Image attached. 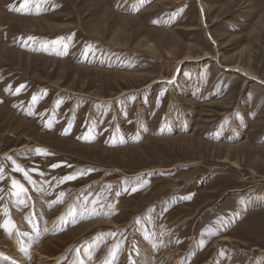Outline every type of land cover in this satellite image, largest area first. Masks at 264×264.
Listing matches in <instances>:
<instances>
[{
    "label": "rangeland",
    "instance_id": "obj_1",
    "mask_svg": "<svg viewBox=\"0 0 264 264\" xmlns=\"http://www.w3.org/2000/svg\"><path fill=\"white\" fill-rule=\"evenodd\" d=\"M0 264H264V0H0Z\"/></svg>",
    "mask_w": 264,
    "mask_h": 264
},
{
    "label": "bare ground",
    "instance_id": "obj_2",
    "mask_svg": "<svg viewBox=\"0 0 264 264\" xmlns=\"http://www.w3.org/2000/svg\"><path fill=\"white\" fill-rule=\"evenodd\" d=\"M200 1V0H199ZM200 7V11L202 12L203 11V8H202V6H199ZM210 56L208 55V54H205V55H203V57H200V58H198V57H196V58H194L193 59V57H191L190 55H186V56H184L182 59H179V60H177V65H180V64H183V63H186V62H190V61H197V60H200V59H203V58H209ZM214 60V59H213ZM229 68V67H228ZM239 69V67H237V66H232V67H230L228 70H233V71H236V70H238ZM243 73H245L246 74V76H248V77H253L251 74H249V73H247L246 71H244ZM246 78V77H245ZM249 79V78H248ZM161 81V79H158V80H156V81H154V82H151L150 84H148L146 87H149V86H151L152 84H154V83H156V82H160ZM223 241H228L226 238H224V239H222ZM42 258L43 259H45V260H47V261H55V260H57V258H49V257H43L42 256Z\"/></svg>",
    "mask_w": 264,
    "mask_h": 264
}]
</instances>
